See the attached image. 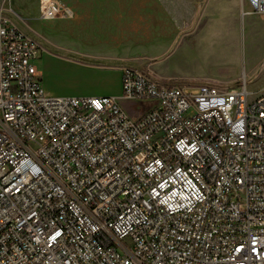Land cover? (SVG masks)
<instances>
[{"label": "built area", "instance_id": "built-area-1", "mask_svg": "<svg viewBox=\"0 0 264 264\" xmlns=\"http://www.w3.org/2000/svg\"><path fill=\"white\" fill-rule=\"evenodd\" d=\"M264 14V0H242ZM38 0V18H70ZM39 44L0 23V264H264V93L121 73L113 96L48 94Z\"/></svg>", "mask_w": 264, "mask_h": 264}, {"label": "rangeland", "instance_id": "rangeland-1", "mask_svg": "<svg viewBox=\"0 0 264 264\" xmlns=\"http://www.w3.org/2000/svg\"><path fill=\"white\" fill-rule=\"evenodd\" d=\"M59 1L74 17L58 18L72 21L78 16L88 35L83 45L90 54L124 60L126 66L165 84L226 89L246 83L254 95L264 93V46L249 37L261 29L257 18L250 25L247 16L256 15L242 0ZM0 12L22 32L28 19L39 22L33 28L39 45L41 35L51 39L52 30L42 31L40 24L57 18L40 20L38 0H0ZM260 42L264 44V39ZM41 50L35 61L38 71ZM120 106L130 118L142 110L129 100Z\"/></svg>", "mask_w": 264, "mask_h": 264}, {"label": "crops", "instance_id": "crops-1", "mask_svg": "<svg viewBox=\"0 0 264 264\" xmlns=\"http://www.w3.org/2000/svg\"><path fill=\"white\" fill-rule=\"evenodd\" d=\"M255 15L253 18L247 16L248 21L251 25L257 18V25L261 30L259 35L252 33L249 37L254 43L264 46L260 42L264 39V16H262L264 14ZM71 16L73 18L74 14ZM76 18L72 21L57 18L53 22L40 24L43 28L42 31L47 28L52 30L51 39L41 35V45H39L42 49L39 74L44 90L53 96L98 97L106 95L115 97L119 104L122 101H127L121 94V73L123 68L129 66H126L124 60L121 59L114 60L112 57L90 54L83 45L88 40L87 32L83 29L78 16ZM10 19L6 13L0 12V23L2 20H7L13 24ZM28 20L30 24L25 23L24 33L38 43L36 40L38 37L33 28L39 22L33 18ZM103 35L101 36L103 37ZM51 40L52 42H50ZM49 43H53V50L49 48ZM76 44L78 45L76 46ZM135 103L140 104L142 110L133 116L134 119L155 105L154 100H137Z\"/></svg>", "mask_w": 264, "mask_h": 264}, {"label": "bare ground", "instance_id": "bare-ground-1", "mask_svg": "<svg viewBox=\"0 0 264 264\" xmlns=\"http://www.w3.org/2000/svg\"><path fill=\"white\" fill-rule=\"evenodd\" d=\"M23 15V14H22Z\"/></svg>", "mask_w": 264, "mask_h": 264}]
</instances>
